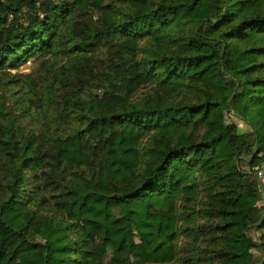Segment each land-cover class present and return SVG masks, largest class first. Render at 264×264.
Instances as JSON below:
<instances>
[{"label":"trees","instance_id":"trees-1","mask_svg":"<svg viewBox=\"0 0 264 264\" xmlns=\"http://www.w3.org/2000/svg\"><path fill=\"white\" fill-rule=\"evenodd\" d=\"M177 257L264 264V0H0V264Z\"/></svg>","mask_w":264,"mask_h":264},{"label":"rangeland","instance_id":"rangeland-1","mask_svg":"<svg viewBox=\"0 0 264 264\" xmlns=\"http://www.w3.org/2000/svg\"><path fill=\"white\" fill-rule=\"evenodd\" d=\"M30 61L26 62L25 64L23 65H20L18 69H13L12 71L13 72H28L30 69H31V66H30ZM148 87V85H145L142 88V90H146ZM183 240L180 241V243L182 242ZM182 258L180 257H177L176 259H173L172 261L168 262V263H165V264H183L182 263ZM160 264H164V263H160Z\"/></svg>","mask_w":264,"mask_h":264}]
</instances>
